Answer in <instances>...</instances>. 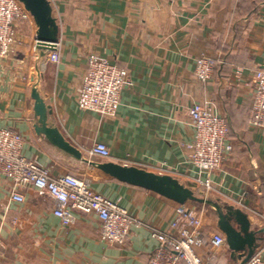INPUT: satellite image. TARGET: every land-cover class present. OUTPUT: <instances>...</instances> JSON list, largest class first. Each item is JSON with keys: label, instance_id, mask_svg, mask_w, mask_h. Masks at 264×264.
<instances>
[{"label": "crops", "instance_id": "1", "mask_svg": "<svg viewBox=\"0 0 264 264\" xmlns=\"http://www.w3.org/2000/svg\"><path fill=\"white\" fill-rule=\"evenodd\" d=\"M46 1L52 30L61 42V59L46 65L37 90L51 109L48 121L65 140L83 157L101 142L110 157L100 162L170 175L203 196L204 186L193 181L198 171L188 163L194 140L188 110L196 103L208 104L228 120L233 151L212 174L207 196L218 205L241 210L251 229L262 231L264 130L251 127L250 103L253 73L264 59V0ZM28 30L31 39L24 36ZM36 34L33 22H19L18 43L0 64V128L20 134L22 155L53 176H80L92 169V190L117 202L141 225L131 230L124 245L105 244L99 239L96 216L77 214L74 224L63 226L53 214L51 198L28 187L20 190L24 202H13V185L0 176V264H147L157 246L151 231L167 230L178 204L111 178L36 134L31 89L37 50L35 41L32 48L28 45ZM90 54L128 72L114 118L76 107ZM202 55L220 66L205 82L194 71V61ZM229 57L233 60L228 63ZM242 196L243 207L237 204ZM202 220L205 232L217 231L218 219ZM257 237L255 250L264 233ZM197 252L210 255L206 248L198 247ZM214 254V264L234 263L227 249Z\"/></svg>", "mask_w": 264, "mask_h": 264}, {"label": "built area", "instance_id": "2", "mask_svg": "<svg viewBox=\"0 0 264 264\" xmlns=\"http://www.w3.org/2000/svg\"><path fill=\"white\" fill-rule=\"evenodd\" d=\"M32 19L29 11L18 0H0V64L10 56L18 43V23H32ZM53 45L54 50L47 51L36 65V81L47 64L60 62V39L56 38ZM215 65L214 58L204 55L197 57L194 71L198 80H209ZM127 83V70L106 58L90 54L78 89L76 107L103 118H114ZM251 83L250 125L254 129L264 130V59L253 73ZM188 116L194 128L188 163L195 167L198 175H204L203 180L197 175L193 181L204 186L203 197L207 198L211 190L212 174L233 151L228 138L229 122L214 114L208 104H193L188 110ZM22 149L23 139L20 134L8 128H0V176L12 183L13 202L23 203L24 196L20 190L31 187L53 200V214L63 226L74 224L77 214L96 216L99 220V239L110 245H124L131 230L141 225L117 202L93 191L87 177L73 174L53 176L48 168L24 157ZM88 155L89 158L104 160L110 157V152L105 144L96 142ZM242 200L243 196L237 203L241 207ZM261 219L264 222V216ZM151 236L157 246L149 254L147 264H214V252L228 250L225 236L219 230L205 232L202 215L186 203L178 204L176 217L167 230L153 229ZM198 247L208 249L210 255H199ZM245 264H264V241Z\"/></svg>", "mask_w": 264, "mask_h": 264}, {"label": "water", "instance_id": "3", "mask_svg": "<svg viewBox=\"0 0 264 264\" xmlns=\"http://www.w3.org/2000/svg\"><path fill=\"white\" fill-rule=\"evenodd\" d=\"M18 1L29 11L37 26L35 49L37 50L38 63L47 51L54 50L53 43L57 38L52 30L49 6L46 0ZM31 98L34 101L33 112L36 118L34 130L36 134L43 136L57 150L75 160L88 164L122 183L151 191L176 204L183 205L187 202H196L211 205L216 211L217 227L225 236L233 262L245 264L254 254L258 240L257 234L263 233L264 230L253 231L247 214L239 209H231V211L222 213L220 205L209 199L197 197L190 188L184 186L170 175L157 174L135 166L121 165L114 162H95L83 157L82 152L65 140L58 128L48 121L51 109L40 97L37 90V81L31 89Z\"/></svg>", "mask_w": 264, "mask_h": 264}, {"label": "rangeland", "instance_id": "4", "mask_svg": "<svg viewBox=\"0 0 264 264\" xmlns=\"http://www.w3.org/2000/svg\"><path fill=\"white\" fill-rule=\"evenodd\" d=\"M32 22L36 26V24H35V22H34L33 19H32ZM28 32H29V30L27 32H25L26 34H24V36L26 38L29 37V39H31L32 38V33L30 34V32H29V34H27ZM35 38H36V35H35ZM35 38H34V40H30V42L28 44L29 47L31 46V48H32V46L34 45ZM84 157L87 158V159H89V160H91V161H95V162H99L100 161L99 159H96V158H89V155L88 156H84ZM80 174H81L80 176L87 177L90 181H92V178L94 176L93 173H92V169H89V172H87L86 170H84ZM195 195L197 197L204 198V199H209L210 198L209 196L207 198H205L202 195H200L199 193H196ZM190 204H192L194 206V209L199 214L202 215V218L206 220L205 222H209V221H213L214 222V221L217 220L216 211L213 209V207L211 205H208V204H200V203H196V202H192ZM220 208H221V212L222 213H225L226 211H231V209H232V208H230V207H228V206H226L224 204L223 205H220Z\"/></svg>", "mask_w": 264, "mask_h": 264}, {"label": "trees", "instance_id": "5", "mask_svg": "<svg viewBox=\"0 0 264 264\" xmlns=\"http://www.w3.org/2000/svg\"><path fill=\"white\" fill-rule=\"evenodd\" d=\"M231 60H233V59H231V58L229 57V58H227L226 62H228V61L231 62ZM229 62H228V63H229ZM225 66H226L225 64H224V66L222 65L223 68H225ZM216 67H217V68H216ZM219 67H220V66H217V61H216V65H215V67H214V69H213L212 75H214V74L217 72V69H219ZM256 69H257V68H256Z\"/></svg>", "mask_w": 264, "mask_h": 264}]
</instances>
